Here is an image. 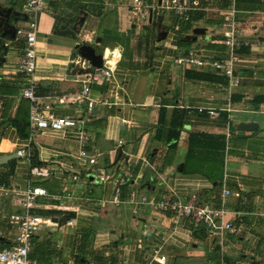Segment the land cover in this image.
Masks as SVG:
<instances>
[{
	"label": "crops",
	"instance_id": "obj_1",
	"mask_svg": "<svg viewBox=\"0 0 264 264\" xmlns=\"http://www.w3.org/2000/svg\"><path fill=\"white\" fill-rule=\"evenodd\" d=\"M23 2L0 0V11L19 14L12 20L15 27L24 26ZM138 2L47 0L36 14L34 94L52 114L83 121L91 138L86 148L98 153V166L116 180L100 182L87 171L73 139L37 134L30 163L16 156L0 165V249L10 244L6 216L17 202L13 193L30 182L51 194L40 197L31 212L57 219L30 240L28 257L36 262L157 264L151 259L157 252L166 256L165 264H264V0L233 2L240 42L234 52L242 58L233 71L234 85L210 64L225 51L220 41L230 2L200 0L201 9L178 27L158 0ZM81 13L75 38L59 33ZM158 19L166 30L159 39ZM195 27L204 32L193 38ZM0 41L2 156L16 153L21 137L13 120L27 122L29 102L20 97L26 77L17 69L23 35ZM76 43L90 44L104 56L115 54L119 88L108 97L115 104L87 110L75 60L89 63L72 58ZM191 48L206 64L174 62ZM106 83L92 84L87 96H107ZM246 123L255 127L240 128ZM32 164L47 174L32 176ZM63 188L73 199L54 197ZM223 188L231 192L224 203ZM167 196L223 207L235 230L208 235L198 222L175 223L169 211L140 202L145 197L156 204ZM58 204L68 209L58 210Z\"/></svg>",
	"mask_w": 264,
	"mask_h": 264
},
{
	"label": "built area",
	"instance_id": "obj_2",
	"mask_svg": "<svg viewBox=\"0 0 264 264\" xmlns=\"http://www.w3.org/2000/svg\"><path fill=\"white\" fill-rule=\"evenodd\" d=\"M13 1V0H12ZM23 9L26 14L23 27H16L15 35H23L22 54L17 63V69L24 74L25 84L20 89V97L25 98L29 102L28 106V134L26 137L20 139L16 154L24 158L30 163L34 155L35 136L39 133H46L49 135H56L59 138H71L77 143V149L74 152L76 157L82 161L83 166L87 171H90L98 181L108 182L116 180L113 173H107L98 166V153L86 148L90 142V133L84 128L83 121L71 116H57L51 113L49 105L41 103L34 90L37 82L33 76L35 69V32H36V14L40 12L46 5L47 0H23ZM231 3L228 10L223 27L226 31L222 35L220 43L225 46V51L222 56L211 61L212 68L223 74L228 78V84H235V77L233 71L235 67L242 62V58L234 52L240 42L233 28V14L236 10L233 8L235 0H227ZM137 3L138 0H135ZM159 9L168 11L173 16L172 25L178 27L181 22L190 20L191 13L201 9L200 0H159ZM139 3V2H138ZM204 9V8H203ZM205 10V9H204ZM204 55L199 50L191 48L187 52L174 59V62L179 65L201 66L206 64L203 59ZM117 60L115 54L110 53L103 55L99 67H92L89 64L84 66L82 62L75 60L78 67L83 84L81 95L83 96L87 110H90L95 105H111L116 102L109 100L112 97L115 89L119 88L118 81L115 78L113 71ZM82 64V65H81ZM103 81L107 82V96H100L99 98H90L87 96L92 84H100ZM211 113V112H210ZM120 142H117L119 146ZM30 174L32 176L46 175V168H41L36 165H31ZM87 174V173H86ZM77 174L71 176L72 181H77ZM119 188L114 189L113 202H117ZM231 192L223 188L221 191V202ZM51 195L45 188L27 182L22 188L18 189L13 196L17 202L14 204L15 208L6 216V224L11 231L10 244L0 249V264H78L72 260L55 259L48 262H36L28 257L30 240L33 235L43 225L51 224V219L48 216H39L31 212V209L37 206V200L40 197H47ZM132 196L133 193L131 192ZM61 197L66 200L73 199V192L67 189H62L61 195L54 196ZM140 202L151 206H157L162 211H169L173 222H178L182 218H188L202 225L204 232L208 235L217 234L219 232L228 231L233 232L235 227L232 220L225 219V209L223 207L215 208L205 202H196L194 200L181 201L177 198L165 197L158 203H153L151 200L140 197ZM101 208L104 205L101 203ZM58 210H65L68 207L58 204ZM65 225L69 221L64 222ZM152 261L157 264H165L166 256L154 252L151 257Z\"/></svg>",
	"mask_w": 264,
	"mask_h": 264
},
{
	"label": "water",
	"instance_id": "obj_3",
	"mask_svg": "<svg viewBox=\"0 0 264 264\" xmlns=\"http://www.w3.org/2000/svg\"><path fill=\"white\" fill-rule=\"evenodd\" d=\"M159 2V0H158ZM83 13L79 14L70 28H64L61 26L60 34H69L71 38L76 37V31L80 28L83 22ZM19 18V14L16 12H12L10 8H6L0 11V37H7L9 39H13L15 36L16 27L12 24V20H17ZM149 20H151V12L149 13ZM204 32L203 28L195 27L192 30V37L195 38L197 34H202ZM166 35V30L162 29L160 26V20L156 22V37L163 38ZM99 42V41H98ZM3 47V44H0ZM79 57L89 63L92 67H99L103 58V51L97 52L94 46L86 43H76L74 45V52L72 54V58ZM251 127H255L253 123L240 124V128L245 130L250 129ZM121 150L118 149L116 154V159L119 158ZM16 153L6 154L0 156V165L6 163L8 159L16 157ZM52 221L57 222L56 218H52Z\"/></svg>",
	"mask_w": 264,
	"mask_h": 264
},
{
	"label": "trees",
	"instance_id": "obj_4",
	"mask_svg": "<svg viewBox=\"0 0 264 264\" xmlns=\"http://www.w3.org/2000/svg\"><path fill=\"white\" fill-rule=\"evenodd\" d=\"M0 44H1V41H0ZM18 120H20V119L15 117V119L13 121L15 122L19 136L22 139V138L26 137V135H27L26 132H27L28 120H27V122H25L24 120H20L19 124L17 123Z\"/></svg>",
	"mask_w": 264,
	"mask_h": 264
},
{
	"label": "rangeland",
	"instance_id": "obj_5",
	"mask_svg": "<svg viewBox=\"0 0 264 264\" xmlns=\"http://www.w3.org/2000/svg\"><path fill=\"white\" fill-rule=\"evenodd\" d=\"M162 11H164V10H162Z\"/></svg>",
	"mask_w": 264,
	"mask_h": 264
}]
</instances>
